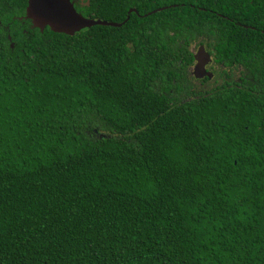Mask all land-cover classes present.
I'll list each match as a JSON object with an SVG mask.
<instances>
[{"label": "trees", "instance_id": "trees-1", "mask_svg": "<svg viewBox=\"0 0 264 264\" xmlns=\"http://www.w3.org/2000/svg\"><path fill=\"white\" fill-rule=\"evenodd\" d=\"M27 4L0 0V264H264V0H90L125 22L74 35Z\"/></svg>", "mask_w": 264, "mask_h": 264}, {"label": "water", "instance_id": "water-1", "mask_svg": "<svg viewBox=\"0 0 264 264\" xmlns=\"http://www.w3.org/2000/svg\"><path fill=\"white\" fill-rule=\"evenodd\" d=\"M76 1L77 0H28L24 17L31 21L33 28H39L42 32L46 27H49L54 32L65 33L68 35H74L82 29L94 25L121 26L125 22H115L87 17L76 8ZM81 4L89 5L90 0H82ZM156 10L152 12H155ZM133 11H136V9H129V13ZM128 18L129 16L127 19ZM11 46H14L13 43ZM194 59L195 64L192 68L194 77L198 79L205 77L209 79L213 78L214 72L207 68L213 61V58L205 45L202 44L199 46L194 53Z\"/></svg>", "mask_w": 264, "mask_h": 264}, {"label": "flooded vegetation", "instance_id": "flooded-vegetation-1", "mask_svg": "<svg viewBox=\"0 0 264 264\" xmlns=\"http://www.w3.org/2000/svg\"><path fill=\"white\" fill-rule=\"evenodd\" d=\"M81 2H82V0H77L76 1V4L77 3H80L81 4ZM82 5V4H81ZM210 11H212V10H210ZM212 12H215V11H212ZM216 14H218L219 16H223V15H221L220 13H218V12H216ZM216 35L215 34H210L209 32H206L205 34H201V35H197V39H204V40H206V42H204V43H199V44H195V43H193V44H191V49L194 51V53L197 51V49L199 48V46L200 45H205V47H206V49L210 52V54H211V56H212V53H211V46L208 44V41H211L214 37H215ZM194 46V47H193ZM212 58H213V56H212ZM213 63V61L208 65V69H210V66H211V64ZM195 64V63H194Z\"/></svg>", "mask_w": 264, "mask_h": 264}, {"label": "rangeland", "instance_id": "rangeland-1", "mask_svg": "<svg viewBox=\"0 0 264 264\" xmlns=\"http://www.w3.org/2000/svg\"><path fill=\"white\" fill-rule=\"evenodd\" d=\"M194 47V46H193ZM209 70H212L213 72H214V76H213V78H211L210 80V82H209V85H212V84H214L215 83V68H210ZM217 79V78H216ZM198 84V83H197Z\"/></svg>", "mask_w": 264, "mask_h": 264}]
</instances>
